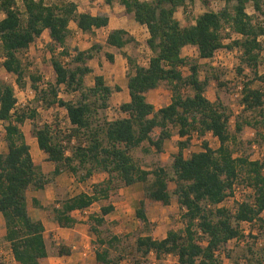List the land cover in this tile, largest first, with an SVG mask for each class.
I'll return each instance as SVG.
<instances>
[{
  "label": "trees",
  "instance_id": "trees-1",
  "mask_svg": "<svg viewBox=\"0 0 264 264\" xmlns=\"http://www.w3.org/2000/svg\"><path fill=\"white\" fill-rule=\"evenodd\" d=\"M18 1L0 0V12L4 14L0 19L2 65L16 77L19 87H26V67L20 54L47 30L52 39L51 49L54 53L59 50V55L52 57L56 79L43 87V78L32 74L31 87L37 100L47 108H65L71 126L63 138L62 131H67L60 124L57 127L38 124L36 109H19L15 85L0 77V122L4 123L8 147L7 152H0V213L6 227L4 238L18 264H40L41 259L49 256L46 227L42 220L31 216L27 191L45 188L64 169L75 174L84 170L83 180L96 171L107 172L109 176L94 184L92 191H82L53 206L54 219L60 227H74L78 223L75 213L97 201L108 200L118 183L127 186L143 183L145 198L164 205L177 198L185 210L184 228L170 229L161 239L151 234L139 236L135 244L138 263L150 264L148 256L155 252L158 257L175 254L179 264H222L216 253L229 241L245 237L242 223H259L264 230V160L237 156L233 148L237 133L245 125L255 127L264 139V89L252 85L259 80L264 88V71H259L264 52L260 39L264 35V21L255 20V15L247 10L252 1L255 11L264 16V0H221L225 4L218 11L211 8L214 0H200L206 11L197 16L195 23L190 18L181 23L176 17L180 7H187L195 0H120L125 11L148 28L151 56L146 66L124 53L131 66L128 73L131 99L120 107L126 116L111 120L99 113L110 107L112 94L119 87L108 85L103 75L95 76L93 86H88L86 81L92 72L88 62L101 52V44L77 49L74 54L68 46L71 22L84 33H92L107 26L109 16L79 11L75 1L20 0L23 11ZM105 2L112 4L114 0ZM226 28L242 36L225 43ZM129 43H136V39L123 28L112 30L106 40L107 45L118 49ZM187 45L196 46L202 59L214 57L222 48L241 50L238 71L243 74L248 68L253 77L242 84L243 108L237 115L235 133L230 129L233 116L230 107L219 97L215 101L207 97L209 78L202 79L200 64L182 55ZM65 56L69 57L68 61L64 60ZM106 56L113 61L112 53L107 52ZM163 82L172 91L171 101L158 108L148 100L147 94ZM61 89L77 93L78 97L66 99L60 96ZM247 112L258 114L246 116ZM27 119L33 120L31 134L37 138L40 149L55 164L52 174L45 173L33 158L22 128ZM175 129L181 139L171 167H142L133 151L147 143L145 152L151 148L156 153L163 152L165 142L173 137ZM195 132L201 137L212 133L218 138L219 147L213 148L205 139L202 150L186 156ZM75 136L79 142L69 149L66 142ZM239 182L254 190L251 196L254 201H243L235 212L220 206ZM35 204L40 205L37 199ZM114 210L115 205L108 203L101 206L99 213L89 216L90 229L98 235L100 245L96 264H119L122 258L112 254L118 237L104 239L99 229ZM136 215L145 226L150 225L145 199L140 201ZM57 253L71 254L72 247L60 244ZM258 263H262L261 259Z\"/></svg>",
  "mask_w": 264,
  "mask_h": 264
},
{
  "label": "rangeland",
  "instance_id": "rangeland-1",
  "mask_svg": "<svg viewBox=\"0 0 264 264\" xmlns=\"http://www.w3.org/2000/svg\"><path fill=\"white\" fill-rule=\"evenodd\" d=\"M48 3H60L63 0H46ZM64 1H75L78 3L79 11H101L105 5V0L97 1L94 0H64ZM119 1V0H115ZM21 10H24L22 2L18 1ZM108 4V3H107ZM220 7V6H218ZM97 8V9H96ZM247 10L250 14L255 15V20L264 21V16L259 14L254 9V3L251 1L248 4ZM188 11L195 16L200 13V9L196 10L194 6H189ZM182 16V13L179 14ZM4 14L0 12V19L3 18ZM71 35L68 41V46L71 53H75V50H86L93 45L91 40L92 35H98L102 39V32H92L85 35L83 33H76L78 28L75 23H72L70 28ZM225 43H230L233 39H237V35L225 29L223 31ZM264 44V35L260 37ZM98 43V42H95ZM52 39L48 31H45L41 37L37 38L31 46L21 52V57L23 58L24 65L26 67V87H19L16 83V77L6 71L2 65L3 57L0 56V77H4L7 81L13 83L16 88V95L18 97V108L26 110L36 109L38 124L48 123L57 127L58 124L65 131H62L63 138L67 137L69 134L70 124L67 119V110L63 107H50L47 108L44 103L37 100L36 93L31 87L32 74H36L43 78L41 85L47 87L48 83H54L56 79V74L52 65V57L54 55H59V50L56 53L51 49ZM138 43L132 44L131 46L137 47ZM191 61H196L200 64V75L202 79L209 78V85L207 88L206 95L212 101H215L218 97L230 107L233 112L231 117V132L235 133V124L237 115L241 113L242 108L240 105V97L236 96L238 91L236 88L238 85H242L244 82L250 81L253 77L251 71L245 68L243 74H240L238 67L241 65L240 61V50L236 48L235 50H229L228 48H222L216 52L214 57L209 59H202L199 57L198 51L193 49L191 52ZM135 54L141 57V61L145 62L148 60V54L142 49L136 50ZM105 55V52L102 53ZM68 56L64 57L67 58ZM106 60L109 62V58L106 56ZM111 62V61H110ZM259 71H264V52L262 54V63L259 66ZM185 72L189 73V70L185 68ZM216 76L218 79H216ZM111 79V78H109ZM87 85L93 86V76L88 75ZM222 82L224 84L219 85ZM254 87H260L262 89L263 85L259 80H256L253 84ZM172 91L166 82H163L157 89L148 92V100L155 104L156 107H162L170 103ZM60 96L66 99H76L78 97L77 93H67L64 89H61ZM118 99L124 101V95L119 93L115 94L113 101L111 102L110 108L100 111L99 116L115 118L120 116L118 108L121 104L115 102ZM257 112L251 113L247 112L246 116H257ZM3 123V122H2ZM33 127V120L27 119L22 126L23 130L27 132L28 136L31 134V129ZM59 128V127H58ZM177 130L175 129V133ZM4 127L0 123V143L4 142ZM201 138V141H198ZM207 140L213 148L219 147V140L211 133H208L205 137H193L191 139L190 145L193 151L202 150L203 141ZM68 141V140H67ZM6 142V141H5ZM79 140L77 137H73L71 142H66V147L70 149L72 145L78 144ZM7 144V143H6ZM147 145V143H145ZM144 147V146H143ZM233 148L235 155H247L250 159L264 160V139L259 136L256 132V128L253 126L245 125L243 130L237 133V140L233 143ZM191 153H187L190 155ZM134 158L148 167L154 168L158 165H164L168 168L171 167L173 157L170 155L164 159H161L160 154L147 153L142 150V147H138L133 151ZM34 158L36 154L33 152ZM165 157V155L163 156ZM53 170L50 172H45L47 174H52ZM61 173L63 175L59 177L56 181L57 176L53 182L48 183L43 189H29L28 199L32 201V213L33 208H37V214H40L44 220L50 224L54 222V212L53 206L65 198L71 197L82 191H92L94 184L104 181L108 178V173L104 171H96L91 177L83 180L81 176L84 174V170H80L78 174L73 173L68 169H64ZM60 173V174H61ZM57 183V184H56ZM239 185H244L242 182ZM173 185V184H172ZM54 188V191L52 187ZM52 188V190H51ZM43 197L45 205H36L35 194L38 192ZM253 196L251 193L247 194V197ZM38 199V198H37ZM146 200V213L150 220V225L145 226L143 222L136 215V210L140 206V201ZM34 202V203H33ZM113 203L115 205V210L108 214L105 219L106 222L99 226L101 237L104 239H110L113 235L118 237V241L115 242L112 247V254L114 257L122 256L119 264H144L138 263V253L135 251L136 240L141 235L151 234L155 238H164L170 229H183L185 226V221L183 218L184 209L179 205L177 198H174L169 205H164L160 202L151 201L145 198V184L140 183L139 185H124L123 183H118V187L111 192V196L108 200H100L95 202L90 208L86 209V212L78 211L75 213L78 219L77 231H73V236L78 233L80 236L75 239L74 245L76 246L75 252L79 253L85 248H89L90 252L94 255L99 249L100 245L98 242V235L91 231V222L89 216L93 213H99L100 208L104 204ZM230 204L229 201L225 202ZM59 205V204H58ZM5 227H0V264H13L12 251L10 244L5 240L3 231ZM243 229L245 230V237L242 239H233L229 241L221 250L222 254V264H259L258 259H261L264 264V230L259 227V223H245L243 224ZM71 234V236H72ZM46 241L48 245L49 252L51 254L57 255L58 247L60 244H64L63 238H57L54 236L53 232L46 231ZM72 244V245H73ZM72 247V246H71ZM168 254H163L158 257L155 252H151L148 256L147 261L150 264H175L176 257L172 254L170 257ZM142 260V258H141ZM94 260H89L92 264ZM54 262V263H52ZM51 263L56 264V260L53 259ZM50 264V263H49ZM93 264H96V260Z\"/></svg>",
  "mask_w": 264,
  "mask_h": 264
},
{
  "label": "crops",
  "instance_id": "crops-1",
  "mask_svg": "<svg viewBox=\"0 0 264 264\" xmlns=\"http://www.w3.org/2000/svg\"><path fill=\"white\" fill-rule=\"evenodd\" d=\"M97 1H101V0H94V3H96ZM224 4L225 3L221 0H214L211 4V8L214 9L215 11H218L224 6ZM216 5L220 6V7L217 8ZM189 6L190 7L194 6L196 10L200 9L199 14L206 11V7L202 4V2L200 0H195L194 2L188 3L187 7L182 6L176 12V17L181 21V23H185L188 18H190V20H192V23H195V19L199 15V14L198 15L196 14L195 16L191 15L192 13H190L188 11ZM87 12H90L93 15L106 14L110 18L109 24L107 26L95 29L96 32H102L103 33L102 39L99 38L98 35H96V36L92 35L91 36V40L93 41V44L95 42H98L102 46L101 52L96 54V56L93 59L89 60V62H88L89 66L92 68V72L89 74V75L93 76V82L92 83L94 84V81H95L94 78L96 75H103L105 80H106V83L108 85H110L112 87H116V86L119 87L118 90H115L113 92L110 102L113 101L114 95L119 94V93L124 95L123 103L129 102L131 97H130L129 88H128V73L131 71V66H130L128 59L126 58L124 53H127L128 55L133 56L138 63H140L142 65H146V66L148 65L149 58L151 56V50L147 45V39L149 37L148 28L145 25L138 23L134 19L133 14L127 13L125 11L124 6L120 3V0L118 2L114 0V2L112 4H107L105 2V5L103 6V8L101 9L100 12L99 11H96V12L87 11ZM180 13H182V16L179 15ZM72 23H75V22H71L70 28L72 26ZM75 25H76V27H78L76 23H75ZM118 28H123V29H126L127 31H129V33L136 39V43H138L136 48H135V46H131L132 44L134 45L135 43H129L125 47H123L122 49H118L116 47L109 46L106 44V40H107L109 33L112 30L118 29ZM83 34L88 35V33H83ZM90 46H92V45H90ZM139 49H142L143 51H145L148 54V60L147 61L142 62L141 57H138L139 55L135 54V51L139 50ZM193 49H196L198 51L196 46H193V45L185 46L182 50V55L187 57V58H190L191 54H192L191 52ZM103 52H105V55L107 52L112 53L114 55L113 61L108 62L106 60V56L102 55ZM207 59H209V58H207ZM109 78H111V79H109ZM115 102H117L118 104H121L122 101H119L118 99H116ZM118 111L120 112V116H118V117L126 116V114L121 110V108H118ZM118 117H115V118H118ZM115 118H112V119H115ZM108 119L111 120L110 117H108ZM0 123L2 124V127H4V123H2V122H0ZM4 131H5V128H4ZM25 135H26L28 143L30 144L32 155H33V152L36 154V158H34V156H33L34 160L42 166L44 172H50V171L54 170L55 164L53 162L49 161L47 159L48 155L42 149H40V147L38 145L37 138L35 136H33L32 134H30V136H28L27 132H25ZM180 139H181L180 135L176 132L171 139H169L165 142L163 152L156 153L151 148V150L147 153L160 154V155H162L161 159H164L167 156L169 157L170 155L173 157V154L178 151L177 142ZM140 147H142V150H144L146 147H148V145H145V143H143L142 146H140ZM7 150H8V147H7L6 142L4 141V142L0 143V152H7ZM164 155H165V157H163ZM185 155L187 156L186 153H185ZM141 165L144 168L151 169V167H148L144 164H141ZM62 175H63V173L57 175L56 181H58L59 177H61ZM136 184L139 185L140 183H136ZM52 188H53V190H52ZM52 188H51V190L54 191V188L56 189L57 187L54 186ZM34 196L36 199L38 198L37 200L40 203V205H43V206L45 205V201L43 200V197L41 198L39 190ZM27 200H28L29 211H30L31 216L34 219L42 220L45 227H46V231L53 232L54 236H56L57 238H63L62 241L64 242V244L72 246V253L71 254L59 255L57 253V255H54V254H51L49 252V256L41 259L40 264H49V263L52 264V263H54V262H52L53 259L56 260V264H91V263H89V260L90 261L96 260V253L93 255L90 252L89 248H85L82 251H80L79 253L75 252L76 246L73 243H74L75 239L78 238L80 235L78 233H75V235L73 236L72 232L77 231L78 223L74 227H70V228L60 227L56 221L48 224L40 214H37L38 211H37L36 207L33 208V210H34V212H36V214L32 213V206H31L32 201L30 202V200L28 199V192H27ZM84 212H86V209L84 210ZM3 226L5 227V221H4V217H3L2 213H0V227H3ZM3 234L5 236L6 229H5V231H3ZM71 234H72V236H71ZM12 258H13V262H14L13 264H18L15 261L13 255H12ZM94 261L92 262V264L94 263Z\"/></svg>",
  "mask_w": 264,
  "mask_h": 264
},
{
  "label": "built area",
  "instance_id": "built-area-1",
  "mask_svg": "<svg viewBox=\"0 0 264 264\" xmlns=\"http://www.w3.org/2000/svg\"><path fill=\"white\" fill-rule=\"evenodd\" d=\"M216 7L218 8L217 5H216ZM226 29L228 31H231L230 28H226ZM80 32L83 33V31L80 28H78L76 33L78 34ZM232 33L236 34L237 38H240L242 36L240 33H236V32H232ZM240 53H241V50H240ZM68 60H69V57L65 58V61H68ZM10 76H12L11 73H10ZM236 89L238 91L235 94H236L237 97H240L241 96L242 85H238ZM240 106L243 107L242 105H240ZM67 119H68L69 124H70V119L68 117V113H67ZM192 136L193 137H199V134L195 132ZM198 141H201V138ZM189 152L190 153L194 152L193 149H192V146H190L188 148L187 153H189ZM248 193H251L252 195H254V190L251 187H248L246 185H239L238 183H236V184H234L233 191L219 205L220 206H225V207H227L230 210L235 212L237 210L238 206L240 205V203H242L243 201H246V200H250L251 202L254 201L253 197H247ZM226 201H229L230 204H226L225 203ZM245 223H248V222H244V223H242V225L245 224ZM222 254H220V250H218L217 253H216V255L219 258H221V259H222V256H223ZM171 255L172 254H168L167 256L170 257ZM175 257L177 258L175 264H179L178 256L175 255Z\"/></svg>",
  "mask_w": 264,
  "mask_h": 264
}]
</instances>
